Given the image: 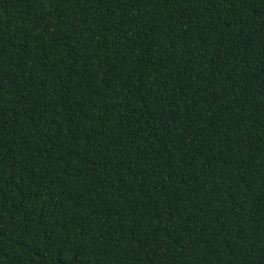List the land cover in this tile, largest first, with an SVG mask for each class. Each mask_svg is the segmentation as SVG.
I'll return each mask as SVG.
<instances>
[{
    "label": "trees",
    "instance_id": "16d2710c",
    "mask_svg": "<svg viewBox=\"0 0 264 264\" xmlns=\"http://www.w3.org/2000/svg\"><path fill=\"white\" fill-rule=\"evenodd\" d=\"M0 264H264V0H0Z\"/></svg>",
    "mask_w": 264,
    "mask_h": 264
}]
</instances>
